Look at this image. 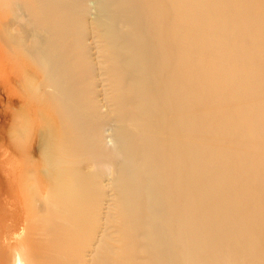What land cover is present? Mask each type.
<instances>
[{
    "label": "bare ground",
    "instance_id": "1",
    "mask_svg": "<svg viewBox=\"0 0 264 264\" xmlns=\"http://www.w3.org/2000/svg\"><path fill=\"white\" fill-rule=\"evenodd\" d=\"M0 1L12 15L0 26V107L10 105L8 116L0 113L10 122L1 137L16 149L31 136V157H21L18 178L11 171L17 185L0 201L12 221L20 210L25 219L22 232L8 236L16 244H7L1 264H38V254L21 246L27 235L33 250L53 248L60 237L71 247L69 261L47 254L45 264H245L230 242L245 228L263 230L264 177L252 166L257 183L226 180L238 172L236 155L207 140L238 135L231 123L241 117L208 104L244 95L252 79L238 75L230 86L225 61L228 91L213 85L217 52L200 59L180 40L194 16L219 27L239 9L230 3L205 14L189 4L185 15V0H140L141 17L136 0ZM222 41L228 59L247 55L235 40ZM172 58L180 70L168 67ZM259 91L264 80L252 93ZM32 105L41 111L33 131ZM35 159L44 193L32 179ZM250 240V264H264L258 239Z\"/></svg>",
    "mask_w": 264,
    "mask_h": 264
},
{
    "label": "rangeland",
    "instance_id": "2",
    "mask_svg": "<svg viewBox=\"0 0 264 264\" xmlns=\"http://www.w3.org/2000/svg\"><path fill=\"white\" fill-rule=\"evenodd\" d=\"M136 2L138 6L141 7L140 0H136ZM230 3H233V5L239 9V12L236 13L234 16H228L226 18L225 25L219 27L207 23L206 25H203V21L196 19L197 17L194 16V22L192 20L187 21V24L181 26L180 40H187L186 44L188 45L185 46L191 48V51L194 52V55L199 56L200 59L203 53L214 55L217 52L213 56V62L215 63L219 59L220 60L218 64H214V71L219 73L220 75L218 76L215 75V81L213 80V85L214 83H219L225 87V90H227V86L223 83L222 75L220 73V71L224 69L222 68V65L225 61L227 62L228 65L227 72H231L229 76L230 86L234 83L238 75H239L238 77L239 81L252 79V84L245 90L244 95L242 94H240L239 96L236 95L234 98L230 100L222 98L223 100L221 102L219 101L213 102L212 106L208 104L210 108H216V109L223 108L226 111L229 118L232 117L230 111H238L237 112L238 114L236 113V116L241 117V120L231 123L232 128L241 131L238 135L232 137V134H229L226 135V137L220 136L219 138L210 136L209 140L207 141L213 142L215 145L223 147L225 152H232L234 155H236L233 162V166L236 168V170H238V172H234L230 177L226 178V180L234 184L241 178V180L244 181L246 185H248L246 181L249 180L255 181L254 183H257L258 181L256 176L253 173H251L249 170L252 166L257 168L255 172L257 173V177L260 176L264 177V92L259 91L252 93L254 92L255 89L262 88L263 80H264V0H185L184 14L186 15L187 12L189 14V8H188L189 4H194L201 7L202 12L206 14L207 12L214 13L219 8L221 10V8H223L225 4H226V8L224 10H227L228 6H230ZM0 4H1L0 5V26H1L3 23H5L6 20L9 21L12 15L10 14V11L4 7L2 1H0ZM144 12L145 11L142 10V7L138 10V14L141 17ZM238 22H244L248 25V27H246V29L239 28L237 26ZM153 27L154 24H152V28ZM191 27H197L198 31L193 34L190 33ZM158 28L161 29V26ZM153 32L154 34H157L156 28L153 29ZM168 32L169 31L166 29L165 33ZM204 32L205 35H203ZM220 36L222 37L224 36V38L221 39ZM229 36L231 40L228 39ZM222 40H226L227 44H234V40H235L237 45H242L243 47H247L248 49L247 55L243 57L236 55L228 59L230 54L224 55L225 53L224 46L226 45H224V42ZM175 41L176 40H173V43H175ZM164 49L166 50V54H167L164 55L166 58L169 59L171 56L173 57V55L170 53L171 49L169 48V43L164 44ZM196 49H198L199 53L197 52ZM163 53H165V51H163L162 54ZM0 55H2L1 50H0ZM0 61H2L1 56H0ZM168 67L179 68L180 66L178 63V59L172 58L171 61H168ZM202 68L203 67L197 69L196 71L197 76L202 72ZM194 84H199V83L197 80H194ZM193 96L197 97L198 94L193 92ZM7 102L6 101L3 102V108L0 107L1 109L0 113L1 114L3 113L6 116H8L7 113L9 111L6 110V113H4L3 109L5 108V105L9 109L10 105ZM32 106L34 107L35 111H32L33 112V114L31 115L32 120L31 123L29 124V128L31 131H33L34 126H36L38 117L41 113V111L38 109L36 105L35 106L32 105ZM192 106H194V104H192ZM205 109L208 108H203L201 110L196 108L194 109V111H198L197 114L202 115ZM7 119L8 118L6 117L2 119L0 118V176L1 175L6 176L0 180L2 181L0 183V201L6 199L7 196L10 195L9 191H12L13 189L15 190V187L17 185L16 181H14V178L11 175V171H13L14 175L16 172L15 178L16 176L18 178L19 172L21 174V171L24 169L22 158L24 159L31 157V156L29 157L30 154L27 157V151H29L30 149L29 143L31 141V136H29L30 139L26 145L20 143L17 146L19 148L16 149L13 147L14 145L13 142L8 140L7 142L3 140L2 131L5 132V130H8L7 128L10 124L9 119L8 120ZM2 124L5 126H3ZM215 127L224 128V123H216ZM212 138H215L216 140H213ZM31 167L33 168V170L31 169V173L32 171L34 173L32 176L33 182L35 186H37L38 189L40 190V193H44L45 180L43 178V175L39 173L40 165L36 163V159L34 160V163ZM259 191H261V189H259ZM214 195L218 197V199L220 198L219 194L216 191H214ZM252 198H253L252 196L244 197V199L246 200H250ZM232 199H233L232 194L228 193L224 195V201L227 203L226 205H228V203ZM260 199L262 198L259 197L258 200ZM261 203L264 211V198L261 200ZM7 214H8L7 205L3 204L2 207L0 206V264L1 261L4 260L2 256H4V254H6L9 250L7 244L8 243L16 244L15 239L11 238V240H9L8 236L14 238L15 234L22 232V228L25 226L23 210L19 211V215L15 221H12L13 218H10ZM234 216L236 218V214ZM263 221L260 222V224L261 223L263 224ZM13 223L15 227H12L10 230H7V227L10 224L12 226ZM247 229L248 228L243 229L242 237L241 235L239 236V238L237 236H233L230 245L232 248L235 249L236 252L238 251L239 255L241 252V258L245 261V264H250L251 260L247 257V247H248V242L254 244V242L250 240L252 237L258 239L259 245L257 251L258 253L260 252L261 254L264 255V226L262 231L252 226V228H250L252 230V233H250V235L247 234ZM234 233L236 234V227ZM25 237L29 242L27 243V241L25 240L21 246L25 250L27 249L28 252L34 251L36 252V254H38L37 257L39 260L38 262L35 261V263L45 264L44 260L47 257L46 256L47 254H50L52 257L58 256L62 258L64 261L65 260L69 261L67 255L68 254L70 255L71 247L65 245L67 243H65L64 237H60L59 239L55 240L54 242H56V244L58 245H55L53 248L50 245H48V247L37 246L36 250L32 249L33 246L30 244L31 239H28V235ZM237 239H240L241 241V244L238 242L241 250L240 248H237L235 245ZM114 259L115 262H120L118 258H114Z\"/></svg>",
    "mask_w": 264,
    "mask_h": 264
}]
</instances>
